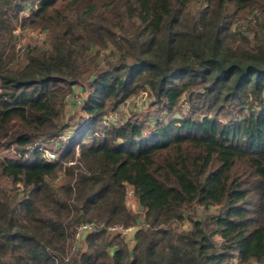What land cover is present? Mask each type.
<instances>
[{
    "label": "trees",
    "instance_id": "obj_1",
    "mask_svg": "<svg viewBox=\"0 0 264 264\" xmlns=\"http://www.w3.org/2000/svg\"><path fill=\"white\" fill-rule=\"evenodd\" d=\"M19 19L48 40L16 49ZM141 92L167 117L104 123ZM1 144L0 264H264V0H0Z\"/></svg>",
    "mask_w": 264,
    "mask_h": 264
},
{
    "label": "rangeland",
    "instance_id": "obj_2",
    "mask_svg": "<svg viewBox=\"0 0 264 264\" xmlns=\"http://www.w3.org/2000/svg\"><path fill=\"white\" fill-rule=\"evenodd\" d=\"M28 9L23 10L21 12V17L23 18L25 15L28 14ZM243 19L240 18V22H242ZM42 28L38 27H30L26 29H21L20 27V19L17 21L16 27H15V34L17 35L16 38V49H24L25 47H33L35 45H43L48 40V31L46 33L41 34ZM24 52V51H23ZM21 53L18 62H22L24 58V53ZM100 57L104 54L105 51H101ZM152 97L148 94V92H141L137 96L128 99L124 105L122 106L123 109L119 110L117 112V119L118 121L124 120L125 118L130 115L131 118L136 117L139 120H143L145 125L148 124L150 118H155L157 116H164L167 117V115H163V110L160 109L158 105H155L152 103ZM71 102L66 103L65 107V114H64V121L67 122L71 127H74V123L76 120L82 119L85 115L80 112V110L77 108L76 111H73L70 107ZM188 111L187 105H181V108L179 109L180 113H186ZM73 116V117H71ZM82 116V117H81ZM14 152L13 149L8 148L4 146V144L0 145V158L9 157L13 158ZM131 188H128L125 203L129 210L136 211L137 202L136 199L131 191ZM209 213L216 212L215 206L212 207ZM191 213H194V210L190 211ZM201 209H198L197 213H200ZM184 227L189 226V222H182L180 223ZM80 246H83V241L81 242Z\"/></svg>",
    "mask_w": 264,
    "mask_h": 264
},
{
    "label": "built area",
    "instance_id": "obj_3",
    "mask_svg": "<svg viewBox=\"0 0 264 264\" xmlns=\"http://www.w3.org/2000/svg\"><path fill=\"white\" fill-rule=\"evenodd\" d=\"M47 30H41V34L46 33ZM84 94L81 89H75L71 92H69L66 95V101L67 102H74L77 104H80L83 101ZM117 120V115L116 113H110L108 116L105 117L104 123L105 124H110L114 123ZM74 134V128L71 126H66L64 127L55 137L47 138L45 140H42L38 142L33 149L38 150L41 152L42 156L50 162H55L59 160V149L62 144L67 142ZM14 152V157H16V153ZM76 156L79 155V148L76 147L75 149ZM69 164L74 163V161H69ZM101 225L97 224L96 222H88L84 221L79 223L73 233V245L72 249H76L83 239L91 232L94 230L100 228ZM137 226L130 225V226H124L122 224H113V225H108L106 226V231L110 235H115L119 234L120 236L124 237L128 244L131 246L134 243V233L136 230Z\"/></svg>",
    "mask_w": 264,
    "mask_h": 264
},
{
    "label": "crops",
    "instance_id": "obj_4",
    "mask_svg": "<svg viewBox=\"0 0 264 264\" xmlns=\"http://www.w3.org/2000/svg\"><path fill=\"white\" fill-rule=\"evenodd\" d=\"M70 107H71V109H72L73 111H76V109H77V107H76L75 105H70Z\"/></svg>",
    "mask_w": 264,
    "mask_h": 264
},
{
    "label": "water",
    "instance_id": "obj_5",
    "mask_svg": "<svg viewBox=\"0 0 264 264\" xmlns=\"http://www.w3.org/2000/svg\"><path fill=\"white\" fill-rule=\"evenodd\" d=\"M139 209H142V206H139Z\"/></svg>",
    "mask_w": 264,
    "mask_h": 264
}]
</instances>
